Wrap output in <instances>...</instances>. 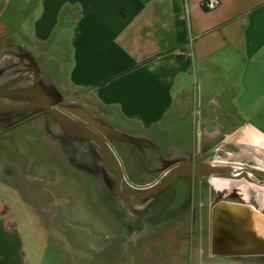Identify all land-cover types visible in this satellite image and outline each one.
Returning <instances> with one entry per match:
<instances>
[{"label":"crops","instance_id":"obj_1","mask_svg":"<svg viewBox=\"0 0 264 264\" xmlns=\"http://www.w3.org/2000/svg\"><path fill=\"white\" fill-rule=\"evenodd\" d=\"M201 1L0 0V35L18 28L25 41L28 36L34 44H65L68 85L80 92L85 106L112 108L126 127L142 133L127 136L140 154L153 152L166 165H206L220 162L215 157L227 150L264 149V0H221L213 11L203 10ZM25 125L29 133L17 135L45 147L42 158L34 164L0 162V177H7L0 184L24 196L18 182L28 188L30 177L43 176L39 181L47 182L49 189L34 209L60 252L76 254L72 246L80 237L87 243L79 252L85 264H107L124 251L135 264L238 262L189 254L181 247L195 243L174 232L122 233L117 234L121 243L111 244L112 195H117L113 172L77 133L66 132L70 129L41 121ZM6 149L0 144V154ZM52 157L61 161L56 164ZM146 158L153 161V155L146 153ZM118 164L138 183L151 178L155 169L151 165L138 177L124 161ZM71 184L76 205L66 194ZM126 186L123 181L122 194L128 192ZM56 193L62 198H54ZM170 205L162 200L159 211ZM123 206L126 211L117 223L126 228L130 205ZM83 208L91 215L84 237L54 229L62 221L80 222ZM26 241L12 203L0 197V264H59L33 259L36 249ZM256 254L244 264H264V253Z\"/></svg>","mask_w":264,"mask_h":264},{"label":"rangeland","instance_id":"obj_2","mask_svg":"<svg viewBox=\"0 0 264 264\" xmlns=\"http://www.w3.org/2000/svg\"><path fill=\"white\" fill-rule=\"evenodd\" d=\"M17 29L14 32H5L0 35V89L17 90L18 97L9 100L0 99L1 102L5 103L7 100L6 102L18 105L24 101L46 99L53 106L59 108L74 107L80 113L77 115L78 118L99 127V130L109 141L114 157L124 161L130 167V170L127 167L129 173L142 177L143 169L147 168L148 171L151 165L155 168L163 166L164 161L160 160L153 152L140 154V147L131 143L127 136L132 135L135 138L140 137L142 133L126 127L116 110L106 107L90 108L83 104L80 92L70 87L67 82L70 59L65 44L54 41L34 44L28 36L25 37L28 41H25L23 36L20 37ZM13 121V118L10 121H3L0 118V144L3 143L7 147L6 151L0 154V162L15 161L34 164L36 161H40L45 147L40 146L32 139L27 140L17 135L23 131L29 133L31 128L28 125L6 131ZM54 122L49 118L47 120L49 127L60 129L61 127ZM68 129L70 130L66 132L81 133L75 126ZM84 142L88 143V141ZM84 145L90 149L88 144ZM91 146L96 149L94 145ZM33 150L38 151L37 154L32 155ZM146 153L153 155L152 162L146 158ZM51 160L56 164L57 161H61L56 157H52ZM215 161L264 169V149L243 147L232 151L227 150L220 152L219 156L215 157ZM2 165H6V163ZM46 166L49 165L46 164ZM8 171L14 173L10 169ZM42 177L39 174L36 178L30 177L31 179L29 178L27 183L28 188L24 183L18 182L19 188L26 191L24 196L15 194L14 190L1 183L0 197L9 199L12 203L19 226L23 227L26 243L36 249L33 259H44L59 264L65 262L85 264L83 255L79 253L85 250V244H87L85 240L78 237L77 243L72 246L77 253L65 255L56 249L54 240L50 239L47 234L49 227L47 224L44 225L35 212L34 208L37 203L46 198L44 189H49L47 182L39 181ZM115 177L116 175L113 173L114 185ZM2 178L7 177L2 175L0 179ZM127 178L131 180L130 177ZM62 179H58L60 183L63 181ZM132 181H135L133 183L137 187L141 186L138 179L134 178ZM171 186L172 189L164 198L165 204L171 205L162 209L161 212L159 211L160 206L156 207L154 212L145 218V228L141 231L142 233L164 236L173 235L174 232L180 238L193 239L195 244L189 246L188 250L185 249L189 254L211 260L236 258L238 262L231 264H244V260L257 255L256 253H264L263 187L247 183L244 180L213 178V176L204 173H196L190 177L179 174L171 180ZM69 187H71L70 191L66 194L68 198L72 199V204L76 205L77 196L73 189L74 186L71 184ZM126 189L127 191L131 190L128 185ZM42 191L43 193L40 194ZM54 198L61 199V193H56ZM112 200L110 231L113 240L111 239V244L115 243L116 246L121 243L117 239L119 238L117 234L126 233V228L117 223V217L119 218L126 210L121 199L115 193L112 195ZM86 211L83 208L79 217L80 222L71 220L70 223H64L62 221L56 226L54 225V229L63 232L67 230V233L72 234L79 232L84 237L87 233V222L91 219L90 212ZM185 247L187 246L181 248ZM262 257L264 259V255ZM131 261L128 252L124 251L120 258H110L107 264H135ZM209 263L208 261L204 262V264Z\"/></svg>","mask_w":264,"mask_h":264},{"label":"flooded vegetation","instance_id":"obj_3","mask_svg":"<svg viewBox=\"0 0 264 264\" xmlns=\"http://www.w3.org/2000/svg\"><path fill=\"white\" fill-rule=\"evenodd\" d=\"M6 89H2V88L0 89V99L9 100V99H15L18 97L17 96L18 92L16 93L17 90L7 91ZM43 100H46V99H43ZM1 101L2 100H0V106L15 105L16 107L24 106L32 102H36L33 100L24 101L21 104L16 105V104H11L10 102H6L7 100H5V103ZM52 107H53V110H58V109L63 110V108H59L58 106H52ZM66 110H71L70 112L69 111H65V112L67 115L73 116L74 112L78 109L71 107ZM0 118H2L3 121L4 120L10 121V119L12 118L14 119V121L11 124H9L10 126L8 129H6V131H11L14 128H17L21 125L28 124L30 122L34 123L37 121H41V122L47 123L48 118L51 119V121H55L54 123L59 125V127L61 128L68 129L71 126H74L70 124H67V125L61 124L56 119H54L52 116H50L49 113L44 112V111L37 112L33 108L26 109L23 111H17V112L13 111V112H8V113H0ZM77 136H79V138L82 139L83 142L88 141V143L84 142L83 144H88V146L90 147V150H92V152L98 157L99 163H101L103 167H105L109 171H112L116 175L115 177V180H116L115 189H116L118 173L104 162L102 151L100 147L98 146V144L93 141H89L83 138L81 134H77ZM106 141H107V146H108L110 156L114 160H116V162L118 163L117 158H115L114 154L111 152V148L109 146V141L107 140V138H106ZM91 145H94L96 149L93 148ZM184 168H185V164L180 161L172 165L171 164L166 165L164 163L162 167L153 169L152 170L153 175L151 176V178H148L147 180L143 179L144 181L140 183L141 186L139 187H137V185H135L132 180L127 178V176H125L124 171H123V177L120 180V185L124 181L131 188V190H129L126 194H122L124 197H121L122 202L126 206L127 205L131 206V208L130 206L129 207L127 206L128 213L125 218L126 224H127L126 234L128 236H131L133 234H139L141 233L143 228H145L143 225L145 222V218H148L151 215V213L154 212L155 208L158 207L159 203L162 200H164L165 195H167L170 192V190L172 189V186H171L172 179H174L179 174L185 175L187 177L191 176V174H189ZM171 175H172V179H170V183L165 188L160 189V186L163 180L167 179ZM191 242L194 243L193 239H191ZM201 246L204 247V245H201ZM185 249L188 250V246L185 247Z\"/></svg>","mask_w":264,"mask_h":264},{"label":"water","instance_id":"obj_4","mask_svg":"<svg viewBox=\"0 0 264 264\" xmlns=\"http://www.w3.org/2000/svg\"><path fill=\"white\" fill-rule=\"evenodd\" d=\"M53 105L47 100H39L32 102L30 104L16 107L15 105L0 106V113H8L13 111H23L26 109L33 108L37 112L44 111L49 113L54 119H56L61 124H70L74 125L77 129L80 130V134L83 138L93 141L98 144L102 151V156L104 162L113 168L117 173V183H116V193L119 197H124L120 192V180L123 177V170L120 165L114 160L108 150L106 136L99 130V127L93 123L84 122L82 119L78 118L77 115H80L79 112L74 110V115L69 116L65 111L71 110H53ZM189 174H209L213 178H223L230 180H244L247 183L254 184L264 188V169L250 167L247 165L231 164L230 162H217L210 163L209 165H197V164H188L184 168ZM173 175V174H172ZM172 175L167 179L163 180L160 189L165 188L172 179Z\"/></svg>","mask_w":264,"mask_h":264},{"label":"built area","instance_id":"obj_5","mask_svg":"<svg viewBox=\"0 0 264 264\" xmlns=\"http://www.w3.org/2000/svg\"><path fill=\"white\" fill-rule=\"evenodd\" d=\"M221 0H203L201 7L205 11H213L220 5ZM189 43H192V37H189Z\"/></svg>","mask_w":264,"mask_h":264}]
</instances>
